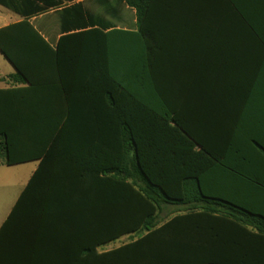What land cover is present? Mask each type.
Returning <instances> with one entry per match:
<instances>
[{
  "label": "trees",
  "instance_id": "16d2710c",
  "mask_svg": "<svg viewBox=\"0 0 264 264\" xmlns=\"http://www.w3.org/2000/svg\"><path fill=\"white\" fill-rule=\"evenodd\" d=\"M124 1L136 30L64 25L52 48L26 19L59 0H0L25 18L0 29L16 71L0 159L39 163L0 226V264H264V148L231 54L264 43V0H212L203 25L182 0ZM64 17L81 26V6Z\"/></svg>",
  "mask_w": 264,
  "mask_h": 264
},
{
  "label": "crops",
  "instance_id": "0c3cea01",
  "mask_svg": "<svg viewBox=\"0 0 264 264\" xmlns=\"http://www.w3.org/2000/svg\"><path fill=\"white\" fill-rule=\"evenodd\" d=\"M59 1L61 2L60 7L49 8L46 12L30 16L26 19L29 24L41 35L44 41L52 48L56 46L59 37L64 32L62 29L64 25L68 27L66 31L99 27L102 24H105V27L108 28L136 30L135 11L134 9L128 7L124 0ZM77 5L81 6L83 22L80 23L82 24L81 26L74 25L70 27V24H74V22L72 21L70 23L65 19L64 9ZM210 8L215 9L214 16H216V21H218L220 14L218 11L219 8L222 9V5L217 1L182 0V2H179L178 4V10L176 12H180L178 14L185 18L186 23L203 25L208 22L209 17L212 15L210 14ZM23 20H25V18H22L20 15L12 12L0 4V29ZM231 54L234 57L232 63L235 67L234 76L238 81V86L243 89L247 88L246 103L248 107V135L251 140L256 141V143L264 148V43H262L258 37L251 36L248 40L247 47H237L232 50ZM15 72L14 67L0 53V90L9 89L13 86L9 78L15 74ZM242 101L245 104L244 99L240 100V104H242ZM254 148L256 151L263 153L264 156L263 150H261L258 146H254ZM1 163H3V161ZM251 163H264V160L259 155H255ZM26 164H33V166L24 176L20 191L16 194L15 198H13L11 204L7 205L5 208L0 206V226L7 217L22 189L28 183L30 177L38 167L39 163L37 161H33L7 166L17 167ZM7 184L8 183L5 184L4 188H8ZM175 209V207L167 206L163 210L162 214L165 211H168L170 217ZM123 237H127V235L122 236L115 241L121 240ZM112 242L97 248V251L99 253L107 252L123 245L121 244L114 247H107Z\"/></svg>",
  "mask_w": 264,
  "mask_h": 264
},
{
  "label": "rangeland",
  "instance_id": "374dc122",
  "mask_svg": "<svg viewBox=\"0 0 264 264\" xmlns=\"http://www.w3.org/2000/svg\"><path fill=\"white\" fill-rule=\"evenodd\" d=\"M0 160V206L5 208L11 204L13 198L20 191L24 176L30 171L33 164H26L17 167H7ZM8 183V188H4L5 184ZM161 221L169 218V212L165 211L161 216ZM134 237H123L121 240L114 241L107 247H114L117 245L125 244ZM106 249V248H105Z\"/></svg>",
  "mask_w": 264,
  "mask_h": 264
}]
</instances>
